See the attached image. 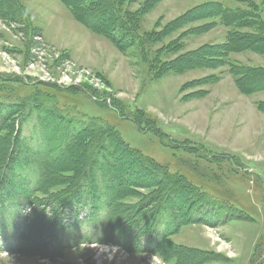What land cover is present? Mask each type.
<instances>
[{
    "label": "rangeland",
    "instance_id": "obj_1",
    "mask_svg": "<svg viewBox=\"0 0 264 264\" xmlns=\"http://www.w3.org/2000/svg\"><path fill=\"white\" fill-rule=\"evenodd\" d=\"M122 22L136 38L119 34ZM262 89L264 0H0V186L17 165L16 186L43 172L25 159V146L46 150L43 131L55 133L54 147L44 187L30 196L32 224L56 221L66 195L99 177L97 157L116 162L105 165L116 177L131 175L113 205L99 184L98 215L81 221L93 232L15 253L12 238L0 246V264H264ZM81 121L94 127L74 136ZM150 160L158 173L146 168ZM159 176L235 208L222 216L236 219L215 225L207 211L179 228L178 243L176 233L164 239V227L143 215L186 206L166 202L174 188L156 186ZM130 223L144 229L141 243L125 237ZM36 227L17 229L25 246L62 243L60 235L43 242L53 230Z\"/></svg>",
    "mask_w": 264,
    "mask_h": 264
},
{
    "label": "trees",
    "instance_id": "obj_2",
    "mask_svg": "<svg viewBox=\"0 0 264 264\" xmlns=\"http://www.w3.org/2000/svg\"><path fill=\"white\" fill-rule=\"evenodd\" d=\"M222 9L224 10V8H222ZM100 16H99V18H100ZM236 21H238V20H233L232 22H230L229 26H231ZM88 25H90V24L88 23ZM95 25L96 24H94V26ZM90 26H92V24ZM118 32H119V34H120V32H122V34L125 38L128 36L131 38L134 36L136 38V33H134L133 26L131 25L130 22H122L121 26L118 29ZM119 34H117L118 37H119ZM154 35H156V33ZM118 37H115V39H117V41H119ZM155 38H157V37L155 36ZM121 42H122V40H121ZM161 49H163V50L166 49V52H169V50L171 49V45L166 44V46L162 47ZM159 51H162V50H159ZM171 62H173V61H171ZM171 62L166 63V64L161 63V65L164 69H171L170 68L171 65L168 66V64H172ZM262 90H264V89H262ZM81 122H84V121H81ZM93 127H94V125H92V123L88 124V122H84V124H81L74 129L76 132L74 134V136L78 133H84L86 130H88L89 128H93ZM47 128H48V126H47ZM43 133H44V139L43 140L46 141L45 146L43 147L44 149H46L44 152H43V150L36 149L37 147L25 146V151L28 154L25 157V159L32 161L36 166H41V168L39 170H41L43 172L37 173L34 177L33 182H28V183L26 182L25 183V180H23V182H21V187H20V186H16V184L18 182H20V180L22 179L21 172L23 170H22V165L16 166L17 171L19 172V173H17V176L14 173L13 178H9L10 182H8L6 184L4 181L3 185L0 186V222L3 219H7V220L13 221V222H18L19 220H26L27 219L26 217L22 218L19 215H17L16 210L21 209V208L36 206V205L30 206V204H31L30 196H31V193H33V191L35 193L37 191H40L41 187H44L45 174H46L47 167L49 166V164H48V158H49L48 153H49V150L53 149V147H54L53 141H54L55 133L49 132V136H48L47 132L43 131ZM23 137H24V135H23ZM63 137H65V139H66V140L63 139L64 142L66 143V145L70 141H72V139H69V137L67 136L66 133H65V136H63ZM30 148H34V149H30ZM133 152L136 153L135 151H133ZM136 156H137V153H136ZM109 161H110L111 166H113L112 163H116L113 160H109L107 156H101V158L97 157L94 160V164H95L94 171L99 174V177L97 178V177L92 176L91 179L83 181L80 184V187L78 190L73 191L71 194H68V196L66 195L68 203H67L64 210H62V208L59 206L61 211H60V213L58 212V215H55L56 221H50V224H49L48 220H46L42 216H37V217H35V218H37L36 224H35V222H34V224H31L30 229H32L34 226H37V225L43 226V224H44V228L46 230L47 229L53 230V232L46 231L45 238L50 237V239H51L54 237L56 239H59L60 236H56L55 234L58 232L59 229H61L62 222L64 220L63 217L65 214V211L69 208L71 209V208L80 207L81 205L89 206L91 209H94L92 206L94 205L95 200L99 195V184L102 181L104 183L106 192L108 194L109 204L113 205L115 200L118 198V195H119L121 189L124 188V186H125L124 184H126L125 181L130 180L131 175H126L124 177L125 181L119 177H116L114 171H112L111 166H109L108 168L105 167L106 164L109 165ZM137 161H139V160L137 159ZM152 164H154V163L152 162ZM154 165H155L154 167L152 165H147V167H146V168H148V166H149L150 169L154 170L153 174L155 173L156 170L159 169L158 164H154ZM149 171L152 172L151 170H149ZM156 172L158 173V171H156ZM109 177H110V179H107ZM174 177L173 178H172V176L168 177V178L160 177L163 180H158L157 181L158 185H156V186H158V187L163 186L165 188L166 186H164V185H171L169 188H174V189L170 190L171 198H170V200H166V202L167 203L169 201L174 202V200H175L177 202L176 206H178L179 201L182 200L184 205L186 206L183 213L182 212L179 213L181 208L180 209L178 208V210L176 212L178 214L170 213L167 210L163 209V207H165V205H163L161 208L160 207L157 208L156 211L154 210L153 212L149 213L148 215H143V218H145L144 220L146 221V219L147 220L149 219L150 224H153L154 226H157V227H162V226L164 227V229L166 231V234L164 235V239H167L168 236H171L172 234L178 232L179 228L181 226L187 224V223L199 222L198 216H200L201 214H206L207 211H210L208 214L213 216L212 218L214 219L215 225H221L220 223H217L218 221H220L222 224H224L225 222L236 219L237 216H231V215H228L226 218L223 217L227 213L226 211L232 212L235 210V208H233V210L230 208H228V210H226L225 207L217 204L215 202V200L211 199L212 197H209L206 194H202V195H205V197L202 198L201 196H197V195L189 192L185 185H181L182 187H180V188L175 186L181 180H176V179H174ZM177 178H181V177H177ZM96 179H97V182H96ZM169 181H171V183L167 184ZM85 196H87L86 199H85ZM91 197H92V199H91ZM182 197H184V199H181ZM79 198H81V200H83V203L80 201ZM178 198H180V199H178ZM150 202H151L150 200H149V202L147 201V203H146L147 205H145V209L149 205H151V204H148ZM83 210H87V209L83 208V207L79 208V211H83ZM164 210H165L164 213H159L160 211H164ZM237 210H239V209H237ZM97 211H99L98 207H97ZM141 211H142V209H141ZM239 212L244 213L241 210H239ZM201 217H203V216H201ZM152 218H154V222H153ZM130 219H132V217ZM130 219H129V222H130ZM107 221H108L107 218L104 219L105 223ZM129 222H127L126 224H129ZM62 227L64 229H66L64 226H62ZM123 230H124L125 237H129L130 243H132V242L141 243L140 233L144 229L133 228L131 226V223H130V225L125 227ZM85 240L88 242L91 240V238H87ZM149 242L154 243V245H155V241L151 240L150 238H147L143 243H149ZM163 243H166V242H163ZM168 243H169V241H168ZM154 245H153V247H154ZM153 247H152V249H153ZM152 249H150V250H152Z\"/></svg>",
    "mask_w": 264,
    "mask_h": 264
},
{
    "label": "crops",
    "instance_id": "obj_3",
    "mask_svg": "<svg viewBox=\"0 0 264 264\" xmlns=\"http://www.w3.org/2000/svg\"><path fill=\"white\" fill-rule=\"evenodd\" d=\"M179 235V233H176L175 235H173V237H171V239L172 240H174L175 242H177L176 240H177V238H175V237H177ZM175 238V239H174ZM249 239V238H248ZM249 241V240H248ZM178 243V242H177Z\"/></svg>",
    "mask_w": 264,
    "mask_h": 264
}]
</instances>
